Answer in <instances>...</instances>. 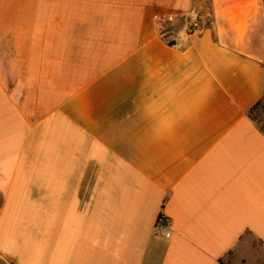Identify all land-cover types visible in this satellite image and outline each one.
I'll list each match as a JSON object with an SVG mask.
<instances>
[{
    "label": "crops",
    "instance_id": "crops-1",
    "mask_svg": "<svg viewBox=\"0 0 264 264\" xmlns=\"http://www.w3.org/2000/svg\"><path fill=\"white\" fill-rule=\"evenodd\" d=\"M206 2L215 23L189 32ZM259 6L0 0V264L260 262Z\"/></svg>",
    "mask_w": 264,
    "mask_h": 264
},
{
    "label": "rangeland",
    "instance_id": "rangeland-1",
    "mask_svg": "<svg viewBox=\"0 0 264 264\" xmlns=\"http://www.w3.org/2000/svg\"><path fill=\"white\" fill-rule=\"evenodd\" d=\"M197 1V0H196ZM204 7H201L199 11H195L199 22L202 26H211V23H215L212 17V2H206ZM260 15L255 23H251L248 26L246 34L244 35L245 41V51H249L254 54H261L264 56V5L260 2L259 6ZM220 24L221 21L219 20ZM216 26V25H214ZM252 120L256 126L264 132V98L261 103L254 109L251 113ZM260 252L264 253V249L261 247ZM264 255V254H263ZM260 262L254 264H264V256L261 258ZM223 264H246L245 261L242 263L238 261L235 257H228Z\"/></svg>",
    "mask_w": 264,
    "mask_h": 264
},
{
    "label": "built area",
    "instance_id": "built-area-1",
    "mask_svg": "<svg viewBox=\"0 0 264 264\" xmlns=\"http://www.w3.org/2000/svg\"><path fill=\"white\" fill-rule=\"evenodd\" d=\"M186 22H187V28L189 32H192V33L201 32V26H200L199 18L196 12L194 11L189 12L186 17ZM169 227H170V224L168 223V221H166L164 216L160 215L155 225L156 234L160 237H165L167 235L165 231Z\"/></svg>",
    "mask_w": 264,
    "mask_h": 264
},
{
    "label": "trees",
    "instance_id": "trees-1",
    "mask_svg": "<svg viewBox=\"0 0 264 264\" xmlns=\"http://www.w3.org/2000/svg\"><path fill=\"white\" fill-rule=\"evenodd\" d=\"M260 2L264 5V0H260ZM157 21H158V23H156L157 24L156 28H157L159 34H161L162 32H164L167 29L179 28L180 27L179 19L177 21L174 18H172V19H164V20L158 19ZM260 103H261V101L256 104V106L252 109V111L254 109H256V107H258V105ZM252 111L250 112V116H251Z\"/></svg>",
    "mask_w": 264,
    "mask_h": 264
},
{
    "label": "snow or ice",
    "instance_id": "snow-or-ice-1",
    "mask_svg": "<svg viewBox=\"0 0 264 264\" xmlns=\"http://www.w3.org/2000/svg\"><path fill=\"white\" fill-rule=\"evenodd\" d=\"M234 248L241 256H249L252 252L251 241L246 239L244 235L236 238Z\"/></svg>",
    "mask_w": 264,
    "mask_h": 264
}]
</instances>
